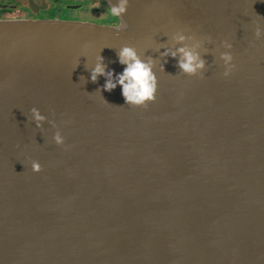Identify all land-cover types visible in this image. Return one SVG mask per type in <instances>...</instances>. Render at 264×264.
<instances>
[{"label": "water", "instance_id": "1", "mask_svg": "<svg viewBox=\"0 0 264 264\" xmlns=\"http://www.w3.org/2000/svg\"><path fill=\"white\" fill-rule=\"evenodd\" d=\"M122 22L0 19V264H264V0H128ZM180 30L203 76L161 55ZM125 44L156 60L147 107L90 79Z\"/></svg>", "mask_w": 264, "mask_h": 264}, {"label": "clouds", "instance_id": "2", "mask_svg": "<svg viewBox=\"0 0 264 264\" xmlns=\"http://www.w3.org/2000/svg\"><path fill=\"white\" fill-rule=\"evenodd\" d=\"M128 0H115L111 6L107 9V16L102 18L103 22L113 24L117 29H126L128 25L122 22V17L127 12ZM99 4L95 5L98 8ZM264 34V29H261L257 22L255 29V37L259 39ZM195 39V36H190L184 33V31H176L172 35V39L180 46L173 49L164 47V51L161 52L162 56L178 57L177 64L182 73L189 75L199 74L204 75V69L206 67V61L198 50L201 44L200 40L197 43L189 46L184 41L188 39ZM209 41L210 37L207 38ZM225 49H231L233 44L225 39L221 42ZM119 63L124 65L122 72L115 73L114 69H109L104 63V57L100 54L96 57L95 63L90 67L92 81H96L99 76H104L105 83L103 89L106 91H112L118 85L121 86V94L123 95L125 102L129 105L147 107L148 102L156 99V93L158 89V76L155 70L156 60L151 56H143L140 51L129 44H125L118 50ZM220 59L224 64L223 76L228 77L234 70L236 65L233 63V55L231 51L220 52ZM79 64V63H78ZM160 69H164V65H160ZM99 90V89H98ZM100 91V90H99ZM31 119L35 122L36 127H43V123L48 121V117L44 115L39 108L32 107L30 109ZM53 127H56L55 121H49ZM52 139L57 145H63L65 148L70 145L65 144V137L61 131L57 130L53 133ZM31 169L34 172H39L42 169V165L38 160L31 161Z\"/></svg>", "mask_w": 264, "mask_h": 264}, {"label": "flooded vegetation", "instance_id": "3", "mask_svg": "<svg viewBox=\"0 0 264 264\" xmlns=\"http://www.w3.org/2000/svg\"><path fill=\"white\" fill-rule=\"evenodd\" d=\"M99 4L98 8L95 5ZM107 7L93 0H0V19L52 18L84 20L99 24L107 16Z\"/></svg>", "mask_w": 264, "mask_h": 264}]
</instances>
